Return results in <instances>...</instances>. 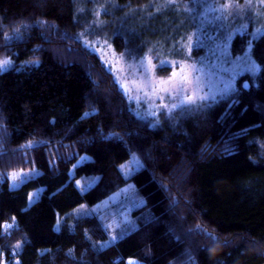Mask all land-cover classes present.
Segmentation results:
<instances>
[{"label": "trees", "instance_id": "1", "mask_svg": "<svg viewBox=\"0 0 264 264\" xmlns=\"http://www.w3.org/2000/svg\"><path fill=\"white\" fill-rule=\"evenodd\" d=\"M175 1L0 0V61L13 63L0 71V256L9 264H264V35L252 49L259 73L242 75L233 94L156 120L136 114L83 41L101 6L115 50L143 56L188 30L181 8L194 0ZM249 43L237 35L232 54ZM132 156L141 168L126 177ZM21 170L40 174L12 188L8 175ZM128 184L129 224L112 232L109 216L75 214ZM110 234L116 242L102 248Z\"/></svg>", "mask_w": 264, "mask_h": 264}, {"label": "rangeland", "instance_id": "2", "mask_svg": "<svg viewBox=\"0 0 264 264\" xmlns=\"http://www.w3.org/2000/svg\"><path fill=\"white\" fill-rule=\"evenodd\" d=\"M163 7L158 4L150 16L160 14ZM91 10L94 16L90 28L92 33L84 36L83 41L100 56L136 114L144 119L156 120L162 113H173L182 107L230 96L242 75H257L260 71L252 49L254 41L264 35V0H194L183 4L181 10L189 19L188 30L174 41L171 38L166 46L156 43L143 56L117 52L104 30L106 23L102 15L106 9L99 6ZM245 34L250 37L247 50L243 55L234 56L233 40L237 35ZM7 61L9 63L0 71L12 67L13 63ZM140 168L141 163L135 156L122 165L126 177ZM39 174L38 170H21L8 175V179L12 188H18ZM78 186L82 187V183L79 182ZM88 188L83 186L82 191ZM41 191L30 195L29 206L37 200ZM134 192L135 188L128 184L96 205L79 207L75 214L109 216L112 222L108 227L113 232L132 221L136 202ZM115 242V236L110 234L101 247ZM127 264L143 263L129 259Z\"/></svg>", "mask_w": 264, "mask_h": 264}, {"label": "built area", "instance_id": "3", "mask_svg": "<svg viewBox=\"0 0 264 264\" xmlns=\"http://www.w3.org/2000/svg\"><path fill=\"white\" fill-rule=\"evenodd\" d=\"M0 264H9V262L2 256H0Z\"/></svg>", "mask_w": 264, "mask_h": 264}, {"label": "snow or ice", "instance_id": "4", "mask_svg": "<svg viewBox=\"0 0 264 264\" xmlns=\"http://www.w3.org/2000/svg\"><path fill=\"white\" fill-rule=\"evenodd\" d=\"M9 63V61L4 60V61H0V68H3L5 65H7Z\"/></svg>", "mask_w": 264, "mask_h": 264}]
</instances>
